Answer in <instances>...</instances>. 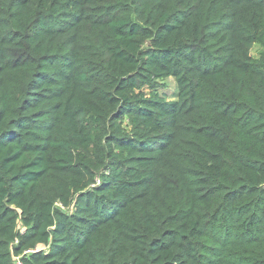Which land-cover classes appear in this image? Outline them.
<instances>
[{
    "label": "trees",
    "instance_id": "trees-1",
    "mask_svg": "<svg viewBox=\"0 0 264 264\" xmlns=\"http://www.w3.org/2000/svg\"><path fill=\"white\" fill-rule=\"evenodd\" d=\"M0 264H264V0H0Z\"/></svg>",
    "mask_w": 264,
    "mask_h": 264
},
{
    "label": "rangeland",
    "instance_id": "rangeland-1",
    "mask_svg": "<svg viewBox=\"0 0 264 264\" xmlns=\"http://www.w3.org/2000/svg\"><path fill=\"white\" fill-rule=\"evenodd\" d=\"M165 86L162 88H159L158 91L165 95L168 99H172L175 97L176 94V86L175 82L173 81L172 78H167L164 80Z\"/></svg>",
    "mask_w": 264,
    "mask_h": 264
}]
</instances>
